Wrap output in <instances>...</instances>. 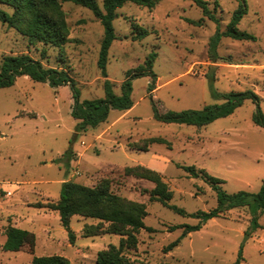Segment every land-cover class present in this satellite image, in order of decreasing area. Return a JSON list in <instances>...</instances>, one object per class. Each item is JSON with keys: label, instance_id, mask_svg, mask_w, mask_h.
I'll list each match as a JSON object with an SVG mask.
<instances>
[{"label": "rangeland", "instance_id": "374dc122", "mask_svg": "<svg viewBox=\"0 0 264 264\" xmlns=\"http://www.w3.org/2000/svg\"><path fill=\"white\" fill-rule=\"evenodd\" d=\"M103 0H97L102 5ZM216 21L193 0H156L152 8L126 2L113 20V40L106 64L107 77L97 66L103 27L92 12L71 1L61 7L69 28L66 42L54 47L34 42L0 20V66L5 55L28 53L46 67L65 69L74 81L79 101L104 97V80L120 93L127 71L156 53L153 71L132 78L129 110L110 109L107 118L77 131L71 115L73 89L19 76L0 87V264H29L33 256L62 255L71 264H96L97 252L118 244L120 235L84 236L87 224L98 220L74 215L69 241L57 211L41 207L60 196L62 179L89 186L108 178L116 194L145 205V228L129 252L133 264H264V212L253 222L249 208L239 206L187 233L171 250L164 247L181 236L177 224H196L151 200L154 183L125 167L141 165L156 171L172 192L170 204L187 213L217 206L216 192L181 166L194 165L221 179L227 193L256 192L264 178V127L253 122L257 104L245 99L233 113L204 126L164 122L160 112L201 110L225 102L221 93L253 90L264 115V0H245L247 10L238 28L256 36L238 40L221 36L212 62L210 39L224 31L243 0H206ZM0 9L13 8L0 3ZM135 25L146 33L140 37ZM45 49V53L42 50ZM160 138V141H150ZM15 225L35 234L33 250L2 249L5 227ZM107 223H104L106 226Z\"/></svg>", "mask_w": 264, "mask_h": 264}, {"label": "trees", "instance_id": "16d2710c", "mask_svg": "<svg viewBox=\"0 0 264 264\" xmlns=\"http://www.w3.org/2000/svg\"><path fill=\"white\" fill-rule=\"evenodd\" d=\"M62 1H71L83 6L99 19L103 27V37L98 52L97 66L101 69L104 77H107L108 51L113 40L117 38L113 26V20L118 16L117 9L126 2L148 8H152L156 4V0H103L102 5L97 0H0V3L13 8L12 13L0 9V20L14 27L34 42L59 47L66 42L69 34L65 14L61 7ZM193 1L202 9L205 15L216 21V17L212 15L206 0ZM246 10V2L243 0L232 13L226 29L224 31L216 29L214 36L210 39L214 52L211 56L212 62H217L219 58L216 55L215 48L221 36L238 40L256 39L255 35L238 28V24ZM135 30L137 34L133 37H140L146 33L144 29L136 25ZM42 53H45V49L42 50ZM155 58L156 53L152 52L146 57L143 64L127 71V78L121 83L119 94L114 92L111 82L105 79L104 97L79 101L74 81L65 69L46 67L41 60L32 57L28 53L5 55L0 66V87L12 85L19 76H28L34 81L49 82L51 85L68 84L73 89L74 105L71 115L77 120L76 130L85 131L87 128L94 127L104 121L110 109L128 110L133 106L131 98V80L133 77L150 74L152 83L149 84L148 90L151 92L155 88L156 75L153 71ZM220 97L225 99L223 104L205 106L201 110H167L160 112L155 102L152 101L154 117L164 122H176L200 127L211 123L217 118L230 115L245 99H252L257 104V110L252 117L253 122L260 127H264V115L259 108V96L253 90L228 91L221 93ZM160 140V138H150V141ZM181 167L190 176L200 177L211 185L217 196L216 207L208 211L198 210L187 213L183 208L169 203L172 192L156 171L141 165L125 167L127 171H132L136 176L154 183V187L149 192L151 200L159 201L178 214L198 219L196 224L171 226V230L181 228L182 233L180 237L164 247L165 252L176 246L187 233L199 230L204 222L220 216L226 210L239 206L248 207L255 224L257 215L264 212V178L260 189L256 192L238 191L227 193L221 186L223 181L208 174L204 169L196 168L194 165H182ZM40 206L58 212L60 223L66 228L71 243L75 239L74 232L70 229V220L74 215L98 220L96 224L84 226V236H96L105 233L121 236L118 244H110L97 252L96 264H133V260L128 254L136 248L137 233L140 229L146 227L144 218L147 211L143 203L127 199L113 192L108 178L100 179L93 186L72 179H65L62 181L59 198L56 201L40 204ZM104 223H107V225L104 226ZM5 236L2 245L3 250L20 251L26 247L30 250L34 248L35 234L27 229L9 224L5 227ZM239 261L240 258L236 260L235 264H239ZM29 264L71 263L62 255H41L33 256Z\"/></svg>", "mask_w": 264, "mask_h": 264}, {"label": "crops", "instance_id": "0c3cea01", "mask_svg": "<svg viewBox=\"0 0 264 264\" xmlns=\"http://www.w3.org/2000/svg\"><path fill=\"white\" fill-rule=\"evenodd\" d=\"M128 110H129V109H128ZM66 179H67V178H66ZM64 180H65V178L62 179L61 182L64 181ZM72 180L77 181V182H81V181H78V178H76V179H72ZM13 226H15V225H13ZM16 227H17V226H16ZM5 237H6V236H5Z\"/></svg>", "mask_w": 264, "mask_h": 264}]
</instances>
